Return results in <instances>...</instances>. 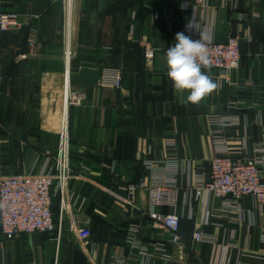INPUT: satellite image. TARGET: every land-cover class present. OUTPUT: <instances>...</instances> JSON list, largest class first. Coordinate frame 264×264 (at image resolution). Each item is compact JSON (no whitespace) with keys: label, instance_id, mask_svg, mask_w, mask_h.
I'll use <instances>...</instances> for the list:
<instances>
[{"label":"crops","instance_id":"crops-1","mask_svg":"<svg viewBox=\"0 0 264 264\" xmlns=\"http://www.w3.org/2000/svg\"><path fill=\"white\" fill-rule=\"evenodd\" d=\"M2 11L18 14L20 26L0 33V178L53 164L67 74L85 98L67 114L71 177L65 201L53 197L61 236L0 234V264H264V205L245 196L227 208L195 190L209 180L216 136L242 162L258 157L264 143V0L201 7L192 0H3ZM177 32L217 43L237 37L242 45L238 70L225 76L202 68L218 87L196 104L167 77L165 54ZM136 40L157 49L151 66ZM108 67L121 70V89L103 84ZM141 180L173 186L176 207L156 210L181 216L183 250L148 217L146 190L135 204L127 201L125 188ZM132 225L148 257L130 250ZM81 228L92 232L85 250L76 237ZM196 232L204 240L196 241Z\"/></svg>","mask_w":264,"mask_h":264},{"label":"built area","instance_id":"built-area-1","mask_svg":"<svg viewBox=\"0 0 264 264\" xmlns=\"http://www.w3.org/2000/svg\"><path fill=\"white\" fill-rule=\"evenodd\" d=\"M195 7L205 6L210 0H192ZM3 0H0V33L20 26L18 14L2 11ZM144 50L146 65L151 66L156 58L157 49L147 40H136ZM206 46L209 65L202 67L216 70L229 75L240 68L242 45L237 37H230L226 43L214 40H202ZM33 41H30V45ZM0 50V88L4 83ZM102 82L116 89L123 87V74L120 69L108 67L102 72ZM84 95L74 91L69 86L68 74L65 88V105L67 110L71 105L81 106ZM218 123L228 125L233 118H217ZM218 154L211 160L208 181L199 182L196 187L198 196L206 194L224 201L227 208H238L240 200L251 196L264 205V143L258 146L259 156L252 162H242L234 159L228 152L225 140L216 136ZM49 161H51V154ZM50 168L38 174H16L0 178V234L8 238L32 236L36 233H55L58 238L61 230L57 227L53 213V197L60 194L62 203L65 201L67 186L71 177V156L68 134H61L59 149L52 159ZM139 190H146L149 197L150 210L148 217L154 225L165 232L169 242L179 251L184 249L181 237V216L175 212L165 214L158 212V207H176L175 190L172 185L149 184L141 180L138 184H129L127 201L135 204ZM140 227L132 225L127 234L130 250L148 257V251L139 242ZM80 247L85 250L92 238L88 228H81L76 233ZM196 241L204 240L201 232L194 235ZM164 258L170 260L167 249ZM121 264H131L128 258Z\"/></svg>","mask_w":264,"mask_h":264},{"label":"clouds","instance_id":"clouds-1","mask_svg":"<svg viewBox=\"0 0 264 264\" xmlns=\"http://www.w3.org/2000/svg\"><path fill=\"white\" fill-rule=\"evenodd\" d=\"M191 23L186 31L191 32ZM176 43L165 54L167 77L178 92H187L186 103L196 104L218 85L202 71L209 65L207 50L201 39L193 40L184 32H177Z\"/></svg>","mask_w":264,"mask_h":264},{"label":"bare ground","instance_id":"bare-ground-1","mask_svg":"<svg viewBox=\"0 0 264 264\" xmlns=\"http://www.w3.org/2000/svg\"><path fill=\"white\" fill-rule=\"evenodd\" d=\"M69 65L67 66L68 69H69ZM67 114H68V110H67V107L65 105L64 106V120H63V124H62V132L64 133V135H67V130H68Z\"/></svg>","mask_w":264,"mask_h":264}]
</instances>
